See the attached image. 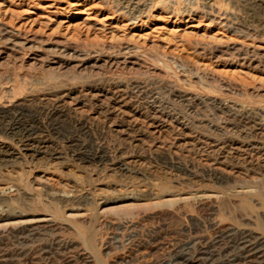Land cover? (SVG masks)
<instances>
[{
  "label": "rangeland",
  "instance_id": "rangeland-1",
  "mask_svg": "<svg viewBox=\"0 0 264 264\" xmlns=\"http://www.w3.org/2000/svg\"><path fill=\"white\" fill-rule=\"evenodd\" d=\"M260 1L0 0V112L40 126L0 121V264L260 262L259 176L213 147L264 125Z\"/></svg>",
  "mask_w": 264,
  "mask_h": 264
},
{
  "label": "bare ground",
  "instance_id": "bare-ground-1",
  "mask_svg": "<svg viewBox=\"0 0 264 264\" xmlns=\"http://www.w3.org/2000/svg\"><path fill=\"white\" fill-rule=\"evenodd\" d=\"M260 1V0H259ZM261 2V1H260ZM263 25V24H262ZM247 29V28H246ZM264 29V28H263ZM242 32V31H241ZM137 88V87H136ZM159 92V91H158ZM130 101V100H129ZM55 107V106H54ZM20 110V109H18ZM22 110V109H21ZM5 111V110H4ZM0 112V121L1 122H6L7 128H5V132L12 135L13 137L18 138L20 141H25L28 140V138L34 134L40 126H38V124L36 123L37 119L36 117H32L29 115L28 116V122H26V120H24V115L21 111L18 113H12V112ZM49 112V111H48ZM171 113V112H170ZM225 114V113H224ZM245 114V113H244ZM47 115V114H46ZM150 115V114H149ZM170 115V114H169ZM239 115V114H238ZM243 115V114H241ZM246 115V114H245ZM249 115V114H248ZM230 116V115H229ZM53 118V117H52ZM162 118V117H160ZM171 118V117H170ZM174 118V117H173ZM248 118V117H247ZM250 118V117H249ZM252 118V117H251ZM250 118V119H251ZM165 119V117H164ZM55 120V119H54ZM233 120H235L238 123H242L243 125H248L251 122L249 120H247L245 117L242 116H237V115H233ZM253 120V119H252ZM53 121V120H52ZM168 121V120H167ZM234 121V122H235ZM38 122V121H37ZM55 122V121H54ZM162 122V121H161ZM254 122V121H253ZM56 123V122H55ZM54 123V124H55ZM4 124V123H3ZM2 124V125H3ZM252 124V123H251ZM254 124V123H253ZM264 124V123H263ZM5 125V124H4ZM58 125V124H57ZM240 125V124H239ZM53 126V125H51ZM237 126V125H236ZM238 127V126H237ZM4 128V127H3ZM57 128V127H55ZM53 128V129H55ZM239 128V127H238ZM244 128V127H242ZM253 129L252 134V138L253 139V143H249V142H245V140L243 141H214L217 143H214V148L216 149V147H218L219 151L223 150L224 148H228L233 155H231V157L236 158V162L243 164L246 166L247 171H251V172H255L258 174L259 178L255 179L254 184L252 185H247V186H237V187H233L229 193V197L232 198H236L238 200H248V201H256L257 203L260 204L261 207L264 208V125L262 124H254L253 127H251ZM51 129V128H50ZM3 130V129H2ZM247 130V129H246ZM249 130V129H248ZM54 131V130H53ZM4 132V133H5ZM57 132V131H55ZM54 132V133H55ZM249 132V131H248ZM57 134V133H56ZM59 134V133H58ZM34 136V135H33ZM56 136V135H55ZM208 136V135H207ZM61 137V136H60ZM25 139V140H23ZM82 139V138H81ZM169 139V138H168ZM219 140V139H218ZM38 143V142H37ZM75 142H73L74 144ZM213 143V142H212ZM211 143V144H212ZM78 145V144H77ZM76 145V146H77ZM209 145V144H208ZM68 147V146H67ZM79 147V146H78ZM1 148V147H0ZM206 148V147H205ZM36 149V148H35ZM68 149V148H67ZM70 149V147H69ZM72 149V148H71ZM78 149V148H77ZM96 149V148H95ZM225 149V150H226ZM227 149V150H228ZM80 150V149H79ZM202 150V149H201ZM207 150V149H206ZM209 150V149H208ZM228 150V151H229ZM70 151V150H69ZM78 151V150H77ZM215 151V150H214ZM83 152V151H82ZM71 153V152H70ZM73 153V152H72ZM77 153V152H76ZM86 153V152H85ZM223 153V152H222ZM91 154V153H90ZM89 154V155H90ZM217 154V153H216ZM6 155V156H4ZM86 155V154H85ZM96 155V153H95ZM101 155V154H100ZM225 155V154H224ZM7 157L10 156V154L4 150L0 149V161H4L6 159L1 158V157ZM74 156V155H73ZM97 156H92L95 159H98L97 161H100L101 157ZM217 155H215L216 157ZM103 159V158H102ZM229 159V158H228ZM219 160V158H218ZM94 161V160H93ZM215 161V160H214ZM220 161V160H219ZM5 162V161H4ZM217 164V163H216ZM252 177V176H251ZM250 177V178H251ZM253 178V177H252ZM251 183V182H250ZM249 183V184H250ZM211 195V194H210ZM206 196V195H205ZM63 197V196H62ZM224 195H215L214 194V198L216 199H222L224 198ZM5 198V197H4ZM66 198V197H65ZM210 198V197H208ZM213 198V197H212ZM226 198V197H225ZM1 200V198H0ZM4 200V199H2ZM1 200V201H2ZM5 202V201H4ZM247 202V201H246ZM256 203V204H257ZM258 205V204H257ZM245 207V206H244ZM246 209V207H245ZM3 212V211H1ZM3 214H0V219H2ZM23 229V228H22ZM232 233V231H230ZM20 233V232H19ZM228 234V232H227ZM226 235V234H225ZM234 235V234H233ZM227 236V235H226ZM239 236V235H238ZM221 237V236H220ZM230 237V236H228ZM237 237V235H236ZM226 239V238H225ZM229 239V238H228ZM231 239V238H230ZM234 239V238H233ZM232 239V240H233ZM264 238L263 237H259L257 235H254L252 232H240V237L236 240V248L238 246H241L243 248V250H246V253L248 255H257L258 258L260 259V262H258V264H264ZM231 240V241H232ZM235 240V239H234ZM233 240V241H234ZM233 244V243H232ZM231 244V245H232ZM234 245V244H233ZM232 245V246H233ZM234 247V246H233ZM232 248V247H231ZM178 249V248H177ZM225 250V249H224ZM231 250V249H230ZM237 250V249H235ZM245 250L243 253H245ZM234 251V250H233ZM67 252V251H66ZM230 252V251H229ZM173 253V252H172ZM238 253V252H237ZM240 253V252H239ZM238 253V254H239ZM75 254V253H74ZM236 254V253H235ZM233 254V255H235ZM87 255V254H86ZM241 255V254H240ZM162 256V255H161ZM234 258V257H232ZM230 259V257H229ZM244 259V258H242ZM250 259V258H249ZM252 260V259H251ZM67 261V260H66ZM227 261V260H226ZM243 261V260H242ZM246 261V259H245ZM238 262V261H237ZM249 262V261H248ZM247 264H250L248 263Z\"/></svg>",
  "mask_w": 264,
  "mask_h": 264
}]
</instances>
